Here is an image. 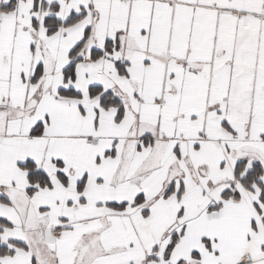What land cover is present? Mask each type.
Masks as SVG:
<instances>
[{
    "label": "snow or ice",
    "instance_id": "1",
    "mask_svg": "<svg viewBox=\"0 0 264 264\" xmlns=\"http://www.w3.org/2000/svg\"><path fill=\"white\" fill-rule=\"evenodd\" d=\"M0 264H264V0H0Z\"/></svg>",
    "mask_w": 264,
    "mask_h": 264
}]
</instances>
